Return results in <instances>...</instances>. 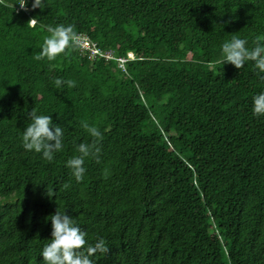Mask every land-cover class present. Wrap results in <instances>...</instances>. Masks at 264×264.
<instances>
[{"label": "trees", "instance_id": "obj_1", "mask_svg": "<svg viewBox=\"0 0 264 264\" xmlns=\"http://www.w3.org/2000/svg\"><path fill=\"white\" fill-rule=\"evenodd\" d=\"M19 3L0 0V264H43L58 209L106 242L97 264H264V73L221 62L234 35L264 42V0ZM58 25L124 67L81 46L37 61ZM34 109L64 129L54 162L23 148ZM82 121L103 141L78 183Z\"/></svg>", "mask_w": 264, "mask_h": 264}, {"label": "clouds", "instance_id": "obj_2", "mask_svg": "<svg viewBox=\"0 0 264 264\" xmlns=\"http://www.w3.org/2000/svg\"><path fill=\"white\" fill-rule=\"evenodd\" d=\"M29 0H20V8L27 10ZM48 7V0H32V10H45ZM38 19H32L29 26L35 28ZM47 35L44 36L41 52L35 54L37 61L53 62L68 51L81 46L82 35L77 33L73 25L48 26ZM248 40L233 36L231 40L222 44L223 64H231L237 69L245 68L249 62L254 63L259 73H264V42L259 38L254 47H248ZM264 80V76H260ZM56 88L67 85L68 88L77 86L74 80L57 78L54 81ZM252 111L254 115L264 116V92L253 97ZM29 118L31 122L27 125L22 134V145L26 151L42 154L43 159L54 162L56 154L64 149V129L55 124L51 115L37 114L34 109ZM83 129L93 138L92 143H81L76 146L77 155H74L66 162L78 183H82L88 171L86 162L95 159L100 162L103 133L101 130L82 121ZM68 187V185H65ZM53 197L51 192H47ZM52 225V238L45 244L41 251L43 264H97L98 254L108 252L106 242L103 239L90 243L87 231L83 230L77 223V219L69 216L67 212L58 211L48 218Z\"/></svg>", "mask_w": 264, "mask_h": 264}, {"label": "built area", "instance_id": "obj_3", "mask_svg": "<svg viewBox=\"0 0 264 264\" xmlns=\"http://www.w3.org/2000/svg\"><path fill=\"white\" fill-rule=\"evenodd\" d=\"M81 49L83 51H87L90 52V57L91 58H98V57H102L105 58L106 60H116L118 61V63L120 64V66L124 67V64L126 62L125 59H116L114 57H112L110 54H105L103 53L98 46L93 43L87 36L82 35V42H81ZM131 57H133V55H131Z\"/></svg>", "mask_w": 264, "mask_h": 264}]
</instances>
